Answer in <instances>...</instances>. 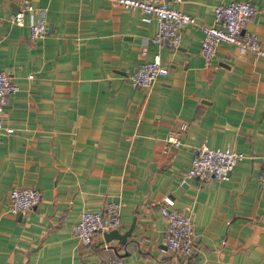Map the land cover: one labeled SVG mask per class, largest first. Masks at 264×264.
I'll use <instances>...</instances> for the list:
<instances>
[{"label":"crops","instance_id":"obj_1","mask_svg":"<svg viewBox=\"0 0 264 264\" xmlns=\"http://www.w3.org/2000/svg\"><path fill=\"white\" fill-rule=\"evenodd\" d=\"M23 1L0 0V70L19 86L0 134V264H264V56L226 42L210 64L202 55L201 26L233 0L172 4L197 21L177 48L154 41L157 21L111 0H30L47 27L34 39L12 21ZM248 1L258 12L247 29L264 50V0ZM157 58L168 74L134 87L130 74ZM202 143L244 155L229 179L187 177ZM24 186L41 201L13 213L9 192ZM109 201L131 233L82 245L73 225ZM164 207L192 216L191 255L167 250Z\"/></svg>","mask_w":264,"mask_h":264},{"label":"built area","instance_id":"obj_2","mask_svg":"<svg viewBox=\"0 0 264 264\" xmlns=\"http://www.w3.org/2000/svg\"><path fill=\"white\" fill-rule=\"evenodd\" d=\"M125 8H137L141 11L144 23L157 21L158 31L154 41L159 45L177 48L182 41L183 29L197 21L190 14L172 6L181 0H111ZM258 12L255 4L248 0H233L213 6V23L202 25V55L206 64H210L222 42L232 43L241 53L255 52L264 56L260 39L255 32L247 29L248 21ZM39 9L30 0H24L22 7L12 15V21L19 26H28L32 38H40L47 31L43 18L35 17ZM31 19L26 23L25 17ZM168 74V68L160 59L142 62L131 74L130 82L134 87L148 88L160 77ZM32 77V76H31ZM19 90L12 76L0 70V134L8 133L4 125V112L9 98ZM188 123L183 122L180 130L185 131ZM167 141L176 147L182 146L180 133L172 132ZM244 155L231 149L210 147L202 143L195 147L187 177L200 181L209 179L227 180L230 173ZM261 161V179L264 181V153ZM41 201L40 190L34 187H16L9 192V209L13 213H26ZM121 203L109 201L105 209H84L79 220L73 225V234L84 246L92 245L98 233L118 229L121 226ZM162 213L166 219L165 244L167 250L189 256L195 249V230L192 216L178 209L164 207ZM108 264H123L121 259H111Z\"/></svg>","mask_w":264,"mask_h":264},{"label":"water","instance_id":"obj_3","mask_svg":"<svg viewBox=\"0 0 264 264\" xmlns=\"http://www.w3.org/2000/svg\"><path fill=\"white\" fill-rule=\"evenodd\" d=\"M130 233L131 230L125 233H120L118 229H113L110 232H107V237H117L121 242H123Z\"/></svg>","mask_w":264,"mask_h":264}]
</instances>
